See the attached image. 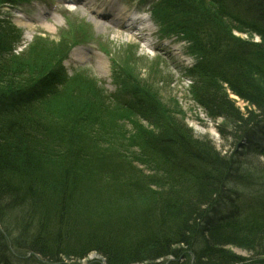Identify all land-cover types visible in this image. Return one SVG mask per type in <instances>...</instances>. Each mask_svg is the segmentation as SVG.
<instances>
[{"label":"trees","instance_id":"16d2710c","mask_svg":"<svg viewBox=\"0 0 264 264\" xmlns=\"http://www.w3.org/2000/svg\"><path fill=\"white\" fill-rule=\"evenodd\" d=\"M153 16L164 36L190 43V97L226 121L216 129L235 151L196 137L180 108L122 68L128 108L154 129L124 130V147L110 126V141L92 144L75 125L84 116L40 114L63 72L50 62L15 79L5 53L17 34L0 23V264H78L91 253L100 258L88 264H264V163L242 158L254 140L264 158V0H156Z\"/></svg>","mask_w":264,"mask_h":264},{"label":"rangeland","instance_id":"374dc122","mask_svg":"<svg viewBox=\"0 0 264 264\" xmlns=\"http://www.w3.org/2000/svg\"><path fill=\"white\" fill-rule=\"evenodd\" d=\"M91 1L92 9L83 10L77 7L79 11L68 12L56 7L53 16L46 12H49L52 3L57 4L61 1L25 0L15 7L0 6V23L9 22L11 26L8 24L7 26L10 31L16 33L17 38L21 36L20 43H17L14 52H11L13 57L5 53V61L9 63L10 73L15 79L35 77L36 73L40 72V67L50 62V66L64 69L57 86L51 89L53 92L45 94L40 102L42 107L40 114L51 121L64 123L69 120L71 124L75 123L72 121H82L84 116L87 120H83L85 124L75 123V125L86 129L85 135L91 141L96 138L92 144H99L105 139L110 141L112 138L110 126L111 128L114 126L113 133L123 136L121 140L124 146L125 139H129L123 134L124 130H129L132 134L131 131L135 126L142 125L154 129V125L140 120L130 110L131 108H128L130 97L125 96L126 90L120 85L122 78L114 74L122 68V72L125 71L132 76L133 81L141 82L147 89L156 93L163 105L180 108L181 116L196 137L206 136L211 139L222 154L233 153L235 150L230 140L223 139L216 129V124L226 121L222 118L211 119L202 108L193 103L190 97L188 89L193 79L190 78V74L184 73L186 67H193L196 60V56L191 53L190 43L179 34L164 36L160 28L157 29L151 20L152 4L147 3V0ZM76 4L79 5L78 2ZM135 6L144 11L142 14H145L148 23L153 25L149 30L152 33L151 41L146 45L150 54L141 49L140 44L137 43L139 39L136 30L108 29L100 22H96L98 18L94 15V11L97 9H101L104 13L111 12V9L128 13L136 10ZM21 9L32 19L31 22L35 21L34 27L29 31L15 18L16 11L18 14ZM139 24V21H134L131 26L133 28V25ZM27 31L31 34L30 40L25 39ZM233 34L245 40H259L256 35L243 34L237 30H234ZM77 44L79 45L76 46ZM64 49L67 57L57 58L60 56L58 52ZM20 50L23 52L21 53ZM230 96L236 100L235 104L239 110L244 112L248 105L232 94ZM92 120H95V124ZM115 139L119 141L116 136ZM253 143L251 147H260L259 140H254ZM251 147L248 151L243 150L242 158L258 159L260 163H264L262 155L255 154ZM239 149L240 147L237 146L236 150ZM231 249L237 254L247 255V252L240 248ZM99 258L94 254L95 260ZM31 259L28 263L16 261V264L45 263L34 256ZM88 261H80L78 264H88Z\"/></svg>","mask_w":264,"mask_h":264},{"label":"bare ground","instance_id":"6f19581e","mask_svg":"<svg viewBox=\"0 0 264 264\" xmlns=\"http://www.w3.org/2000/svg\"><path fill=\"white\" fill-rule=\"evenodd\" d=\"M123 19V15L121 14V11H117L116 14H114V20L116 23H119ZM22 27L26 28L28 31L32 29L34 26L31 24L30 21H28L27 18L21 17V19H18L17 21ZM27 31V34H25L26 40L30 37V32ZM237 98L236 96H234Z\"/></svg>","mask_w":264,"mask_h":264},{"label":"water","instance_id":"95a60500","mask_svg":"<svg viewBox=\"0 0 264 264\" xmlns=\"http://www.w3.org/2000/svg\"><path fill=\"white\" fill-rule=\"evenodd\" d=\"M88 258H89V260L94 259V253L90 254ZM100 264H105V262L103 261V259L100 261Z\"/></svg>","mask_w":264,"mask_h":264}]
</instances>
